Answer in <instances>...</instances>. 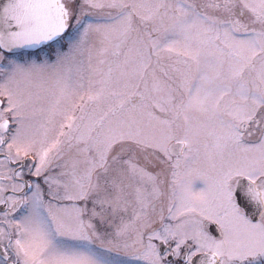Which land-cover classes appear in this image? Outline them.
<instances>
[{"label": "snow or ice", "instance_id": "6c2138e0", "mask_svg": "<svg viewBox=\"0 0 264 264\" xmlns=\"http://www.w3.org/2000/svg\"><path fill=\"white\" fill-rule=\"evenodd\" d=\"M0 264H264V0H0Z\"/></svg>", "mask_w": 264, "mask_h": 264}]
</instances>
